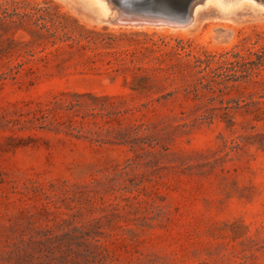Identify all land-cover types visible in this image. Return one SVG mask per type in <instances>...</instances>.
Segmentation results:
<instances>
[{"label": "rangeland", "instance_id": "obj_1", "mask_svg": "<svg viewBox=\"0 0 264 264\" xmlns=\"http://www.w3.org/2000/svg\"><path fill=\"white\" fill-rule=\"evenodd\" d=\"M41 7L87 49L13 16ZM199 7L186 28L114 27L79 0H0V264H264V116L244 106L248 89L264 111V91L227 83L210 124L183 92L195 58L256 61L264 12ZM27 51L51 54L18 68ZM40 108H55L43 128Z\"/></svg>", "mask_w": 264, "mask_h": 264}, {"label": "trees", "instance_id": "obj_2", "mask_svg": "<svg viewBox=\"0 0 264 264\" xmlns=\"http://www.w3.org/2000/svg\"><path fill=\"white\" fill-rule=\"evenodd\" d=\"M16 16L20 22L25 19L33 20L32 26L34 30L32 33L39 41H45L50 46H55L57 43L64 44L65 47L72 50L77 48L78 50L84 51L88 46L83 45L81 40L83 39L80 34H75L76 30L71 23H68L63 16L58 15L56 8L53 7H41L34 10V14L22 13L20 15L13 14ZM11 18V17H10ZM61 31L62 35H57V32ZM58 50V49H55ZM44 50L41 51L43 53ZM50 52L45 53V55L39 58L35 57V54L31 51L26 52L27 59L25 62H21L17 65L21 68L23 64L29 62H44L50 55ZM82 56V55H81ZM233 61H228L229 68H223V64L219 62H214L213 57L204 56V59L195 58L192 63H187L188 67L193 70L190 79L185 81L183 85V92L186 95L192 96V100L201 101L206 98L205 103L197 109V113L194 114V120L212 123L216 117L214 112L215 109L213 103L220 99V104H222L221 96L223 91L226 90L227 83H232V88L236 83H244L247 86L251 84L257 85L262 91H264V76L260 75V70L264 71V52L261 55L256 56V61H251L248 59H243L239 54H234L232 56ZM214 65V67H212ZM214 85L221 86V88H215ZM247 90L248 102L244 106L253 114V119L258 120L264 116V111H261L258 106L262 105L261 102L255 101L254 96L258 93H252V91ZM264 96H260L262 99ZM235 107L233 110H239L241 108L240 103L234 102ZM67 110H72L74 106H66ZM230 108L226 106L224 108V117L227 118V111ZM55 113V108L43 109L40 108L33 113V120L40 126V128L45 127V123L48 117ZM66 123L70 124L71 119H68ZM51 125V123H48ZM72 124V123H71ZM234 123L229 117L226 119V127L231 128Z\"/></svg>", "mask_w": 264, "mask_h": 264}, {"label": "water", "instance_id": "obj_3", "mask_svg": "<svg viewBox=\"0 0 264 264\" xmlns=\"http://www.w3.org/2000/svg\"><path fill=\"white\" fill-rule=\"evenodd\" d=\"M180 1L184 3V12L180 17L170 16L160 11L162 5ZM205 0H106L109 6V15L106 18L96 17L95 21L100 24L134 26L136 21L139 26L143 23H151L155 26L162 25L163 20L186 28L196 21L195 8L202 6ZM264 6V0H254ZM115 11V15L113 14ZM140 14V15H136Z\"/></svg>", "mask_w": 264, "mask_h": 264}, {"label": "bare ground", "instance_id": "obj_4", "mask_svg": "<svg viewBox=\"0 0 264 264\" xmlns=\"http://www.w3.org/2000/svg\"><path fill=\"white\" fill-rule=\"evenodd\" d=\"M79 1L82 2L83 4H85L86 6H88L89 9L96 15V17L106 18L109 15V13H110L109 12L110 11L109 10V6H108L106 0H79ZM173 5H174V3H173ZM204 5L206 7L211 6L212 8H214V10L217 12L218 15H220V16H222L224 18H229V16L231 17L232 15H235L237 12L242 11L244 9H247L248 11H250V12H252L254 14H261L262 12H264L263 4L260 3L259 1L256 2L254 0H229V1H225V0H205L204 1ZM174 6H173V8H174ZM171 7H169V8H171ZM180 7H182V5ZM182 9H184V8L182 7ZM199 9H200L199 6L195 8V14L198 12ZM170 11H171V9H170ZM113 12L115 13V11H113ZM183 12H184V10L182 11V13ZM175 13L177 14V11ZM136 15H140V14H136ZM178 16H180V15H178ZM235 16H237V15H235ZM136 24H137V22L135 21L134 22V26H139V25H136ZM161 24L162 25H160V26L174 25V24L168 22L167 20H163V22ZM144 25H153V24H151V23H143V26ZM117 26H119V25L116 24V26H114V27H117Z\"/></svg>", "mask_w": 264, "mask_h": 264}]
</instances>
